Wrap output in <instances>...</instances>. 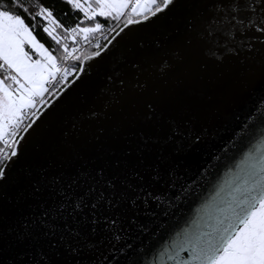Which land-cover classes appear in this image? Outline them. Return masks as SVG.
<instances>
[{
    "label": "snow or ice",
    "instance_id": "6c2138e0",
    "mask_svg": "<svg viewBox=\"0 0 264 264\" xmlns=\"http://www.w3.org/2000/svg\"><path fill=\"white\" fill-rule=\"evenodd\" d=\"M0 264H264V0H0Z\"/></svg>",
    "mask_w": 264,
    "mask_h": 264
},
{
    "label": "trees",
    "instance_id": "16d2710c",
    "mask_svg": "<svg viewBox=\"0 0 264 264\" xmlns=\"http://www.w3.org/2000/svg\"><path fill=\"white\" fill-rule=\"evenodd\" d=\"M42 2L45 5H51V4L55 3V0H42ZM59 11H60L59 7H57L54 10V14L57 15V18H60L59 17ZM62 22H64V21H62ZM40 23H41V25L43 24L42 21ZM36 34H37V38L40 39L41 42L46 43V46L50 47L51 49H57V46L55 45V43L52 42L51 39L49 37H47L45 34H43L42 32H37ZM61 34H63V33L61 32ZM57 51H58V49H57Z\"/></svg>",
    "mask_w": 264,
    "mask_h": 264
}]
</instances>
